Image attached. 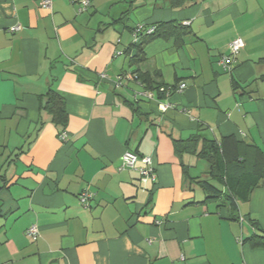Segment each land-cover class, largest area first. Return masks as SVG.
<instances>
[{"label": "crops", "instance_id": "1", "mask_svg": "<svg viewBox=\"0 0 264 264\" xmlns=\"http://www.w3.org/2000/svg\"><path fill=\"white\" fill-rule=\"evenodd\" d=\"M81 1L0 0V264H264L251 240L264 238V0H90L78 12ZM168 21L191 34L147 42L140 68L186 88L117 84L137 75L136 26ZM236 37L245 47L226 69ZM49 87L65 98L64 139L40 106ZM195 134L262 175L238 219L187 179L185 165L198 176L208 164L181 159L174 139ZM128 150L152 158L155 179L120 168Z\"/></svg>", "mask_w": 264, "mask_h": 264}, {"label": "trees", "instance_id": "2", "mask_svg": "<svg viewBox=\"0 0 264 264\" xmlns=\"http://www.w3.org/2000/svg\"><path fill=\"white\" fill-rule=\"evenodd\" d=\"M153 27L155 29L152 33H140L137 40L130 45L129 50L134 51V54L130 57V64L137 67L136 76L148 89L157 90L161 93L160 88L165 84L159 80L161 77L160 71L150 72L140 68V65L147 58L144 45L160 37H175L176 43L183 44L184 38L191 34V29L174 21L157 23ZM260 62L264 65V57L260 59ZM260 79L264 81V73ZM234 84L238 85L236 82ZM162 94L165 95L163 92ZM40 106L50 114L52 122L59 127L60 137L62 138V135L66 134L65 128L68 124V113L63 95L56 89L49 87L41 97ZM174 146L181 159L185 154H192L199 161L208 164V170L198 176H190L188 167L185 165L184 170L187 179L191 184H197L203 189L206 194L204 201L221 202L228 208L229 218L238 219V203L249 199L252 189L259 185L262 175L250 170L246 166L245 159H242L244 161L238 160L235 162L240 170H233L230 166L234 163L225 156L221 145L216 140L207 139L199 134L192 135L187 139H174ZM142 156L148 155H139V157ZM251 240L256 246L264 245V238L260 236H255Z\"/></svg>", "mask_w": 264, "mask_h": 264}, {"label": "built area", "instance_id": "3", "mask_svg": "<svg viewBox=\"0 0 264 264\" xmlns=\"http://www.w3.org/2000/svg\"><path fill=\"white\" fill-rule=\"evenodd\" d=\"M80 7L78 8V12H83L85 11L88 6L90 5V0H82L80 2ZM39 5L52 10V0H39ZM19 27H13L12 30H16ZM155 27L151 26L147 29H143L142 24H138L135 28V41L137 40L138 36L141 31L145 33H152L154 31ZM245 47V41L242 37H236L234 38L230 43H229V53L228 54H223L221 57V63L226 67V69H231L236 62V58L238 53ZM125 76V75H123ZM120 77L117 80V84H121L122 80L124 78H131L132 75L126 74L125 77ZM102 77H105V74L102 75ZM135 78H137L136 75H134ZM185 83H181L178 86H163L160 88V91L163 92L166 96L170 95L173 92L180 93L186 88ZM147 97H153L152 93L147 91L146 93H143ZM166 107V105H165ZM66 134L62 135V138H65ZM122 169L124 168H130L135 171H137L141 179L144 180L145 182L155 179L156 173L155 169L153 167V161L150 156H142L139 157L138 154L132 152V151H126L124 154L121 156V167ZM92 194L88 191H84L80 195V200L84 206H88V201L90 200ZM27 234L33 238L37 239L40 236V231L39 228L36 224L31 225L27 229Z\"/></svg>", "mask_w": 264, "mask_h": 264}, {"label": "rangeland", "instance_id": "4", "mask_svg": "<svg viewBox=\"0 0 264 264\" xmlns=\"http://www.w3.org/2000/svg\"><path fill=\"white\" fill-rule=\"evenodd\" d=\"M204 166H205V162L204 161H201L200 170H202Z\"/></svg>", "mask_w": 264, "mask_h": 264}]
</instances>
